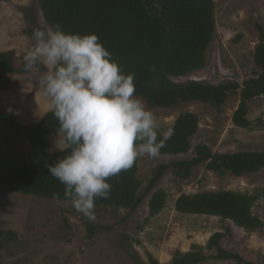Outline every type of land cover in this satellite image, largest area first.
<instances>
[{"label": "rangeland", "instance_id": "1", "mask_svg": "<svg viewBox=\"0 0 264 264\" xmlns=\"http://www.w3.org/2000/svg\"><path fill=\"white\" fill-rule=\"evenodd\" d=\"M31 8L38 25L49 28L39 7L38 0H12L0 2V51L15 50L25 55L33 44V34L25 32L30 24L20 7ZM216 31L206 53V66L177 81L202 79L212 83L236 80L242 83L254 76L258 69L254 54L259 41L256 23L264 27V0H215ZM19 59V64H21ZM39 71H43L42 66ZM37 73H18L12 77L17 85L0 91V108L17 113L21 122L39 121L49 111L48 101L43 97ZM158 118L161 130L172 129L182 111H192L199 116V129L191 138L192 149L187 154L147 156L139 158L137 176L142 181L141 194L156 167L162 162L190 158L194 147L207 143L217 152L240 150L264 151V126L255 121L264 118V95L249 102L248 118L253 127L241 128L233 123L232 116L240 97H230L220 108L194 101L181 103L173 108L151 107L139 97ZM10 133L2 144L8 153L17 150L24 155L30 144L22 136L10 132L0 123V136ZM56 134L49 137L50 151ZM164 189L168 198L163 210L149 217V194L134 211L108 208L94 209V219L77 212L71 202L33 196L22 193H0V264H173L176 251L187 252L194 245L205 253L214 254L206 248L213 233H225L222 245L225 249L239 252L246 259L262 262L264 256V225L248 232L231 220L219 216L184 214L175 210V201L182 193L201 191L234 190L256 194L253 212L264 222V168L241 176L230 172L220 175L200 166L190 179L177 177L168 170L153 189ZM93 225L90 236L88 225ZM14 238L4 242L10 236ZM203 264H236L234 261L208 259Z\"/></svg>", "mask_w": 264, "mask_h": 264}, {"label": "trees", "instance_id": "2", "mask_svg": "<svg viewBox=\"0 0 264 264\" xmlns=\"http://www.w3.org/2000/svg\"><path fill=\"white\" fill-rule=\"evenodd\" d=\"M9 1L12 0H0ZM38 3L49 28L60 24L66 32L96 34L121 70L125 74H134V95L144 99L148 106L173 108L181 103L199 101L220 109L230 97L239 96L233 123L241 128L253 127L247 117L249 102L264 95V27L261 23H256L259 41L254 60L258 72L254 76L242 83L236 80L212 83L202 79L180 82L175 78L206 66V53L216 31L215 0H38ZM20 9L30 24L26 33L44 29L38 25L31 8L22 6ZM23 57L15 50L0 51V91L17 85L13 74L28 73ZM153 68L155 71L151 70ZM199 121L196 113L182 111L172 126L173 135L160 150V155L187 154L192 149L191 138L198 132ZM0 123L30 144L26 155L19 150L8 153L2 139L8 141L12 135L3 133L0 136V193L49 198H54L55 193L56 199L70 202L64 196V186L47 168L63 155L59 151H50L49 137L56 134L59 126L52 112L49 110L39 121L26 124L20 121L16 112L0 108ZM255 123L264 126V118H258ZM200 166L220 175L230 172L241 176L264 168V151L217 152L207 143H199L194 147L192 157L160 163L141 194L138 158L132 168L109 178L110 197L97 199L95 208H108L114 213L120 209L132 212L151 194L149 217L155 216L163 210L168 198L164 189L153 191L164 174L172 169L177 177L187 180ZM257 199L256 194L234 190L182 193L175 201V210L184 214L219 216L254 232L264 225L262 218L253 212ZM88 227L92 236L93 225ZM9 232L11 235L4 239L5 243L14 238V233ZM224 236V232L217 231L209 238L206 248L214 250V254H207L201 246L194 245L190 251H176L173 264H203L208 259L264 264V256L262 262L257 263L239 252L225 249L221 242ZM150 259L153 264H159L153 257Z\"/></svg>", "mask_w": 264, "mask_h": 264}, {"label": "clouds", "instance_id": "3", "mask_svg": "<svg viewBox=\"0 0 264 264\" xmlns=\"http://www.w3.org/2000/svg\"><path fill=\"white\" fill-rule=\"evenodd\" d=\"M33 41L24 69L39 72L41 93L59 125L54 147L63 153L48 172L74 209L94 219L95 201L110 197L109 178L138 158L158 157L173 130H161L156 115L134 95V74L121 70L96 34L70 33L56 24L34 29Z\"/></svg>", "mask_w": 264, "mask_h": 264}]
</instances>
